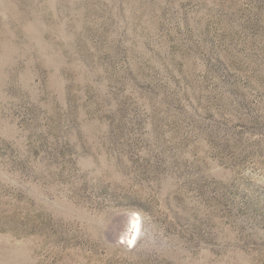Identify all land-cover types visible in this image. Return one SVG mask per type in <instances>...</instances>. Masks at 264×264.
<instances>
[{
  "label": "rangeland",
  "instance_id": "rangeland-1",
  "mask_svg": "<svg viewBox=\"0 0 264 264\" xmlns=\"http://www.w3.org/2000/svg\"><path fill=\"white\" fill-rule=\"evenodd\" d=\"M0 264H264V0H0Z\"/></svg>",
  "mask_w": 264,
  "mask_h": 264
}]
</instances>
